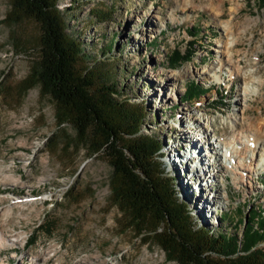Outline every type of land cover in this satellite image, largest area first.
Returning a JSON list of instances; mask_svg holds the SVG:
<instances>
[{"label": "rangeland", "instance_id": "rangeland-1", "mask_svg": "<svg viewBox=\"0 0 264 264\" xmlns=\"http://www.w3.org/2000/svg\"><path fill=\"white\" fill-rule=\"evenodd\" d=\"M54 6L81 46L76 68H88L92 87L113 80L115 101L141 105L139 133L157 137V163L192 219L239 237L249 210L264 213L262 155L249 160L255 172L235 188L213 168L224 147L210 145L232 133L253 135L254 150L264 153V0ZM9 9L10 0H0V235H20L22 243L1 244L0 264H178L142 217L114 201L112 166L103 150L93 151L92 132L57 121L52 99L25 80L38 57L39 28L7 17ZM187 46L191 57L169 68V51ZM231 65L238 74L230 75ZM189 82L206 89L183 100ZM245 82L255 92L244 93ZM237 145L241 157L251 149Z\"/></svg>", "mask_w": 264, "mask_h": 264}, {"label": "trees", "instance_id": "trees-1", "mask_svg": "<svg viewBox=\"0 0 264 264\" xmlns=\"http://www.w3.org/2000/svg\"><path fill=\"white\" fill-rule=\"evenodd\" d=\"M55 1L10 0L7 17L29 18L39 28L38 57L25 80L38 84L40 92L52 99L57 121L68 120L80 135L87 129L92 132L93 151L103 150L112 166L114 201L122 203L135 220L142 217L146 232L178 264H264V249L257 247L264 241V213L258 207L249 210L239 237L235 230L212 231L192 219L184 197H176L171 180L157 163V137L139 133L141 105L115 101L118 89L113 80L92 87L94 76L88 68H76L80 57L84 59L81 46L64 31ZM191 49L172 48L167 66L188 60ZM205 89L189 82L183 100Z\"/></svg>", "mask_w": 264, "mask_h": 264}, {"label": "bare ground", "instance_id": "bare-ground-1", "mask_svg": "<svg viewBox=\"0 0 264 264\" xmlns=\"http://www.w3.org/2000/svg\"><path fill=\"white\" fill-rule=\"evenodd\" d=\"M238 69L239 68L234 67V65L233 66L231 65L230 75L238 74L239 73ZM251 82L254 83V80H252ZM243 92L252 93V92H255V88H253L252 86H249L248 82H245V87L243 88ZM237 102H239V100H237ZM196 121H199V120L196 119ZM242 138L246 139L244 141L248 143L249 147L251 146V149L248 150L246 155L241 157L242 147L240 148L237 145V143L238 144L244 143V141L243 142L241 141ZM212 143L213 144L210 145L212 147V150H218L220 149V147L221 148L224 147L225 149L223 153L220 154L222 156V159L220 160L221 162L219 164H214L213 166V168L215 169V172L221 176L223 175L224 178H226V174H229L230 180L234 184L235 188H238L240 183L245 182L246 178H251V174L255 172L254 165L250 163V161L255 159L256 154L262 155V157L260 158V162L256 166H262V165L264 166V153L257 152L254 150L253 145L255 143V140H254L253 135L249 136V135L241 134L239 137V133L237 134L232 133L230 136L224 135L220 139H215V141ZM213 176H215V173L211 177ZM7 238L8 239L0 235V245L5 244V243L12 244L15 242L22 243L21 242L22 239H20L21 238L20 235L11 236Z\"/></svg>", "mask_w": 264, "mask_h": 264}]
</instances>
